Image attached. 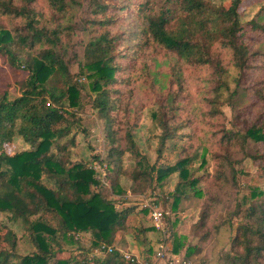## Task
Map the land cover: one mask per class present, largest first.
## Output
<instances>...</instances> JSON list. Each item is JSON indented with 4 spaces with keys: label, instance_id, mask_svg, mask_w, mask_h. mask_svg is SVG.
Masks as SVG:
<instances>
[{
    "label": "trees",
    "instance_id": "obj_1",
    "mask_svg": "<svg viewBox=\"0 0 264 264\" xmlns=\"http://www.w3.org/2000/svg\"><path fill=\"white\" fill-rule=\"evenodd\" d=\"M35 1L0 0L2 14L28 19L25 25L16 27L15 33L0 23V76L6 79L0 82V213L11 221L21 220L36 246L33 252L20 254L16 232L0 222V264H137L125 259L116 248L115 238L120 230H129L143 246L145 257L151 259L153 245L148 232L156 228L146 226L140 218V222L128 226L136 205L117 208L108 193L95 190V186L102 185L96 177L99 172L84 161L70 160L68 143L59 141L67 137L73 127L87 133L79 111L89 105L106 127L110 149L104 158H96L101 166L106 165L104 178L114 192L123 194L118 180L122 171L120 159L129 151L137 156L133 181L148 179L164 194H158V201L162 196L172 197L171 210L178 207L182 198L202 196L203 190L198 186L201 176H196L197 169H194L198 153H180L173 162L162 160L164 152L169 150L168 140L187 124L177 119L185 81L184 66L212 67L218 77L217 99L226 94L228 104L234 107L240 96L243 73L253 55L246 38L253 31L264 32V23L256 18L242 20L239 11L242 0H232L229 6L217 0H174L173 4H163L160 8L150 7L149 0L120 7L113 0H89L88 9L93 16L85 22L104 28L84 43L80 72L75 74L71 65L77 61V56L68 58L60 30L38 26ZM49 1L61 14L77 3V0ZM130 7L136 14L131 30L112 33L106 29L119 20L118 12L112 11ZM72 26L64 28L72 30ZM38 43L44 47L35 54ZM152 46L174 56L169 66L170 90L159 107L152 110L156 128L161 130L154 162L141 152L131 128L125 133L130 145L119 144L117 137L121 127L128 126L127 118L124 120L119 115L123 109L122 96L132 95L134 80L148 81L151 66L148 52ZM218 47L232 52L237 71L232 79ZM7 67L16 74L14 85L18 95L11 94ZM22 70H26L28 76L20 79L17 75ZM81 74L88 79V85L80 82ZM121 81L126 85L125 90L117 86ZM231 81L236 85L232 87ZM258 94L264 97L261 90ZM227 132L228 142L236 139L243 145L264 143V114L246 125L245 130L228 129ZM18 137L29 147L10 153L7 147ZM55 144L56 150H53ZM252 158L259 160L264 170V152L257 150ZM205 161L203 155V164ZM175 173L180 179L173 191L165 193L164 186ZM44 178L54 184L49 186ZM250 188L231 213V216L242 215V219L235 223L230 216L224 225L217 226L220 248L215 256L206 260L201 257L202 246L189 244L185 259L195 264H263L264 188L258 185ZM120 202H128V198L122 196ZM209 211V206L202 210L199 226L205 225ZM147 212V208H142L135 214ZM166 218L170 224L167 211ZM84 232L94 236L89 246L81 241L80 234ZM209 235L205 234L202 241ZM102 244L115 249L96 252ZM183 246L182 237H176L174 253H180ZM64 253L69 255L64 256Z\"/></svg>",
    "mask_w": 264,
    "mask_h": 264
},
{
    "label": "rangeland",
    "instance_id": "obj_2",
    "mask_svg": "<svg viewBox=\"0 0 264 264\" xmlns=\"http://www.w3.org/2000/svg\"><path fill=\"white\" fill-rule=\"evenodd\" d=\"M139 1L144 0H113L119 4V7L129 2L138 3ZM149 1V6L153 8H160L163 4H173L174 2V0ZM217 1L226 6L232 2V0ZM77 3L70 5L64 14L58 13L50 5L49 0H36L33 4L36 10V20L40 22L38 26L60 30L62 41L65 43L66 49L68 48V58L77 56V61L71 65V70L75 74L80 72L79 61L82 60L84 43L89 37L101 33L104 28L98 24L92 25L85 22L92 15L88 9L89 0H77ZM239 11L243 21L256 18L262 24L264 23V0H242ZM112 12H118L119 20L106 26V29L112 33H125L131 30L133 21L136 19L133 8H119L118 11ZM27 21L28 19L25 17L15 18L2 14L0 11V23L13 30L14 33L16 27L25 25ZM69 24L73 25L72 30L64 28L70 26ZM246 42L253 55L250 57L249 67L243 73L240 96L237 103H234V107L228 104L226 94L221 99H217L218 77L212 67L197 64L184 66L185 81L178 101L180 108L177 119L184 120L187 124L174 138L168 140L167 148L169 147V150L164 152L165 157L162 160L173 162L176 161L180 153H198L194 169H197L196 176H201L198 186L202 188L203 195L182 198L175 210L170 209L173 198L162 196L160 207L165 208L170 216V224L166 218L170 238L169 249L167 248L160 254V233L158 232V236V234L153 235L154 231H150L154 240V253L150 258L154 262L156 261V264H184L185 261L187 264H195L193 260H187L184 257L189 244L202 246V258L206 260L213 258L216 250L220 248L217 246L219 239L217 226L226 223L225 220L231 216L236 203L250 192L251 185L264 188V170L260 161L252 158L255 151L264 152V143L251 142L243 145L236 139L228 142L227 137L228 129L245 130L246 125L251 124L264 114V97L258 94V90L264 93V32L249 33ZM42 47H44L42 43L36 44L34 53L36 54L37 50ZM218 49L221 51L223 65L230 70V78H234L237 71L233 66L232 52L227 48L218 47ZM254 52L256 53L254 54ZM172 57L174 58V56L168 55L165 49L152 46L148 52V60L151 63L148 81L134 80L131 85L132 95L122 96L123 109L120 110L119 115L124 120L127 118L128 126L121 127L118 131V143L124 146L130 145L125 133L127 128H131V134L134 136L136 144L151 162H154L158 156L157 149L160 146L158 134L161 131L156 128L152 110L159 107L161 100L170 90L169 66ZM120 60L124 61L122 57ZM7 76L11 84L12 96L18 95L19 91L14 85L16 74L9 67H7ZM27 76L26 70H22L17 75L20 79ZM3 80L6 79L0 76V82ZM80 82L86 85L89 83L83 74H81ZM235 85V82L231 81V86ZM117 86L126 89L123 81ZM85 98L86 96H84ZM213 109L216 110V113H213ZM79 113L83 116V125L87 129V133L73 127L68 136L59 141L60 144L68 143V149L71 152L70 160L84 161L99 172L96 177L101 180L102 185H97L94 189L101 190L105 194L108 193V196L115 200L117 208L136 205L134 213L129 217L128 226L140 222L139 218L145 225L153 226L149 211L145 215L139 213L136 215L135 213L144 208L146 198H151L154 193L164 194L155 188L148 179L142 178L133 181L132 174L137 166V156L129 151H125L120 159L122 171L118 175V180L123 194L114 192L112 185L108 184L104 178L106 165L101 166L96 158L98 156L104 158L110 149L104 121L97 117L96 112L89 105ZM72 138H74V142ZM28 147L29 145L18 137L12 140L7 149L10 153H14ZM53 150H56V144L53 146ZM203 155L206 160L204 164ZM114 175H116L115 172ZM179 179L178 173L171 175L164 186V192L173 191ZM44 182L49 186L54 184L45 178ZM122 196H126L128 202H120ZM206 206L210 207L209 216L205 225L199 226L201 212ZM231 218L236 223L242 219V215L234 214ZM0 222L8 224L16 232L20 254L36 250L29 230L21 220L11 221L4 213H0ZM129 233V230H120L115 238V246H121L123 252L137 253L139 252L138 243L136 244L131 239ZM207 233L210 234L209 237L202 241V237ZM126 235L131 244L124 247L122 243ZM93 237L91 232L80 234L81 241L87 246L92 244ZM176 237H182L184 241L180 253L173 251V241ZM63 255L69 254L64 253ZM262 262L264 264V258H262Z\"/></svg>",
    "mask_w": 264,
    "mask_h": 264
},
{
    "label": "built area",
    "instance_id": "obj_3",
    "mask_svg": "<svg viewBox=\"0 0 264 264\" xmlns=\"http://www.w3.org/2000/svg\"><path fill=\"white\" fill-rule=\"evenodd\" d=\"M157 196L158 194L154 193L151 196V198H146L144 208H147L148 211L150 212L153 226L160 233L161 236L160 254H161L162 251L166 250L167 248L169 249L168 243L170 236H169V230L166 225V209L160 207L161 201L157 200ZM114 249L115 247L112 245L102 244L101 247L97 249V251L107 253V252H112ZM120 252L125 259L130 260L131 262H135L137 264H156V261L154 262L151 259H147L142 254L123 252L122 250H120ZM184 264H187V262L185 261Z\"/></svg>",
    "mask_w": 264,
    "mask_h": 264
},
{
    "label": "crops",
    "instance_id": "obj_4",
    "mask_svg": "<svg viewBox=\"0 0 264 264\" xmlns=\"http://www.w3.org/2000/svg\"><path fill=\"white\" fill-rule=\"evenodd\" d=\"M146 226H148V225H146ZM151 231H154V232H152L153 233V235H155V234H158V236H159V233H158V231H156V230H151ZM130 237H131V239L134 241V242H136V244L138 243V248H139V252H137L138 254H142V255H146L145 254V252H144V250H143V246L139 243V242H137L135 239H134V237H133V235L131 234V233H129L128 234ZM153 235H151L150 234V231L148 232V236H149V238L152 240V245H153V247H154V240H153ZM158 238V237H157ZM131 240V241H132ZM131 243H130V240L127 238V235L125 236V240H123V243H122V246H124V247H127L128 245H130ZM121 246H117V248L119 249V250H121V248H120ZM153 251H154V248H153ZM152 253H154V252H152ZM151 253V254H152Z\"/></svg>",
    "mask_w": 264,
    "mask_h": 264
}]
</instances>
